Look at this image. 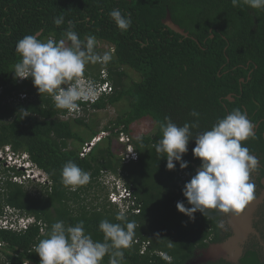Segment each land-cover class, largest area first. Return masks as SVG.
Returning a JSON list of instances; mask_svg holds the SVG:
<instances>
[{"label":"trees","instance_id":"trees-1","mask_svg":"<svg viewBox=\"0 0 264 264\" xmlns=\"http://www.w3.org/2000/svg\"><path fill=\"white\" fill-rule=\"evenodd\" d=\"M113 9L131 16L127 31L121 32L110 17ZM168 12L188 37L163 24ZM60 16L64 23L56 26L53 21ZM69 21L80 39L94 36L97 44L106 42L115 51L106 67L107 78L100 64L97 74L89 69L84 73L95 83L110 80L111 90L101 92L93 104L78 102L83 114L121 107L122 115L102 131L56 109L31 78H14V66L21 59L16 53L18 40L39 33L43 41L49 37L58 41L65 38ZM129 70L141 79L128 80ZM241 78L248 82L244 91L257 82L264 88V9L233 6L232 0H0V151L10 149L19 158L26 154L48 177L46 183L26 186V173L0 160V217L14 210L36 220L20 232L0 226V264H40L34 245L61 220L72 226L83 221L86 233L103 242L99 223L104 219L120 223L115 219L119 204L110 202L107 187L100 189L104 195L96 191L111 176L133 194L134 205L126 215L136 227L130 247L123 250L124 264H191L211 243L227 239L229 234L219 226L221 214L209 211L207 219L197 212L192 220L176 205L182 201L191 207L182 189L201 165L192 151L195 136L235 110L222 97L237 92ZM193 110L199 118L190 115ZM165 117L178 126L198 119L183 156L189 164L186 169L175 162V170H168L166 157L155 150ZM145 119L153 121V132L132 137V125ZM80 125L84 129L76 130ZM105 132L107 136L94 141ZM121 133L130 137L136 159L119 154ZM86 147L89 151L84 153ZM69 161L91 177L76 191L61 182V170ZM91 193L97 194L91 199ZM261 259L251 251L241 264H264ZM102 264H108L107 255Z\"/></svg>","mask_w":264,"mask_h":264},{"label":"clouds","instance_id":"clouds-1","mask_svg":"<svg viewBox=\"0 0 264 264\" xmlns=\"http://www.w3.org/2000/svg\"><path fill=\"white\" fill-rule=\"evenodd\" d=\"M232 4L264 9V0H232ZM109 15L121 32L131 27V16H125L121 10L113 9ZM53 22L56 26L62 25L63 16L55 18ZM74 28L75 25L69 21L65 38L58 41L52 37L43 41L39 33L18 40L16 53L21 59L13 71L17 80L31 78L40 95L48 94L56 109L66 110L69 114L83 110L80 103H95L101 98V92H108L112 87L110 80L95 83L84 78L88 64L106 66L112 59V53L108 50L102 53L97 51L96 38L87 36L80 39ZM103 75L107 78L106 72L103 71ZM21 112L27 113L26 110ZM190 115L199 118L200 113L193 110ZM165 121L160 124L162 138L156 143L155 150L161 154V158L166 157L168 170H175V162H179L181 169H186L189 164L183 160V156L193 139L190 129L199 126L198 119L183 126L176 125L169 117H165ZM253 127L247 114L235 109L219 119L210 130L195 136L196 146L192 151L194 157L201 160V165L182 189L191 207H186L182 201L178 202L176 207L179 212L192 220L197 212L209 219L207 214L212 210L222 216L239 215L253 201L255 185L250 182V174L257 167L258 159L250 154L249 148L243 146V142L253 135ZM124 136L127 135L121 133L119 140ZM103 137L100 135L97 139ZM129 150L134 154L132 147ZM24 155L21 158L31 163L28 156L24 158ZM90 179L88 172L71 161L61 170V182L70 191L88 184ZM113 190L120 193L117 182ZM115 219L120 223H112L107 219L99 223V229L104 234L103 242L94 241L91 234L86 233L83 221L75 226L57 221L51 225L48 237L34 245V252L40 257V264H102L106 255L108 264H124L123 250L131 245L136 223L129 221L123 210L117 211ZM3 222L7 224L2 225ZM35 222V218L14 210L0 217L1 227L17 232L27 230ZM219 226L223 228L225 225L221 222Z\"/></svg>","mask_w":264,"mask_h":264},{"label":"flooded vegetation","instance_id":"flooded-vegetation-1","mask_svg":"<svg viewBox=\"0 0 264 264\" xmlns=\"http://www.w3.org/2000/svg\"><path fill=\"white\" fill-rule=\"evenodd\" d=\"M249 64L250 63H248V65ZM245 68L248 67L246 66ZM250 75L251 72L248 74V82L251 80ZM247 81L246 79L241 78V86L239 90L237 92L227 94L222 98L231 103L230 109H240L242 112H245L248 119L254 126L253 135L250 136L247 141L243 142V146L249 148L250 154L254 155L258 159L257 167L250 174V182L255 185V198L253 200H257L264 198V88L261 82H257L254 84L253 88H251L253 86L252 84L250 87L251 89L244 91L243 85L248 83ZM245 92H249L250 95H246ZM259 92H261V94H259ZM230 109H228V111H230ZM221 222L225 225L222 228L223 232L229 234L228 238L231 237L233 235V231L229 225V216H223L220 220V223ZM253 226L258 234L249 236V239L243 246V256L237 264H241L242 259L251 251L257 253L259 257L262 258L261 261H264V200L263 203L257 207L254 213ZM222 261L231 263L226 260H216L214 262L220 263Z\"/></svg>","mask_w":264,"mask_h":264},{"label":"rangeland","instance_id":"rangeland-1","mask_svg":"<svg viewBox=\"0 0 264 264\" xmlns=\"http://www.w3.org/2000/svg\"><path fill=\"white\" fill-rule=\"evenodd\" d=\"M97 47V51L99 52H104L106 50L111 51L112 56L114 54V48L111 47L110 44H107L106 42H98V44L96 45ZM106 66H103V70L102 72H106ZM86 69H89V73H98V64H88L86 66ZM101 72V75H102ZM130 74V77L128 78V80L134 79V80H140L141 76L138 73H135L132 70L128 71ZM106 76V75H104ZM90 80H94L93 78H91ZM23 99H27L25 95L22 96ZM119 106V105H118ZM122 115L121 113V107H114V106H110L108 107L106 110H101V111H90L88 113H84L83 112H78V113H70V118L71 119H75V118H83L85 120L86 123H91L93 125V127L97 130L102 131L107 125H109L110 122L115 121L118 117H120ZM69 119L68 117H63V120H67ZM133 128V132L131 134L132 137L138 138L141 135H147L150 134L151 132H153L154 130V123L151 119H145L142 120L141 122H137L135 124L132 125ZM84 129V126L80 125L76 128V130L82 131ZM108 133H102L101 136H107ZM129 138L127 136H124L123 138H120V140L118 141V144L116 145L117 149H119V147H121V149L119 150V154L125 156L126 159L129 158H134L136 159V157H132L135 154H133L132 150H129L130 147L129 146ZM98 139H95L94 141H97ZM132 140V139H131ZM93 143H91L90 145H92ZM87 148V147H86ZM89 151V149H86L85 152ZM131 152V153H129ZM129 154V155H128ZM27 156L24 155V158H26ZM0 160L2 162H4L5 166L8 167H13L16 166L17 168H21L23 170V172L26 173L25 178L28 179L27 181L24 180V182H27V185H33V183L36 184H40V183H46L47 182V175L42 172L41 170H38L37 168H35L33 166L32 163L27 162L26 164L23 162H26V160H24L23 158H18V156H14L13 153H11L10 151H8L7 153L0 151ZM6 160V161H4ZM16 181L21 182L22 180L20 179H16ZM118 183L119 187L121 188L124 183L121 181H119L115 176H111L108 180L105 181V184H102L99 188H97L99 191V195H104V192L100 191V189H103V187H107L106 191L109 192V197L111 195V193L113 192V186L115 185V183ZM32 191L34 189H31ZM106 193V192H105ZM97 194V193H96ZM91 193V199L96 195Z\"/></svg>","mask_w":264,"mask_h":264},{"label":"water","instance_id":"water-1","mask_svg":"<svg viewBox=\"0 0 264 264\" xmlns=\"http://www.w3.org/2000/svg\"><path fill=\"white\" fill-rule=\"evenodd\" d=\"M163 24L182 36L188 37L190 35L173 21L170 12L163 19ZM263 200L264 198L253 200L249 202L246 209L239 215H230L229 225L232 228L233 235L225 241L210 244L191 264H206L207 262L216 260H226L235 264L239 263L243 256V246L249 239V236L258 234L253 226V217L257 207L263 203Z\"/></svg>","mask_w":264,"mask_h":264},{"label":"built area","instance_id":"built-area-1","mask_svg":"<svg viewBox=\"0 0 264 264\" xmlns=\"http://www.w3.org/2000/svg\"><path fill=\"white\" fill-rule=\"evenodd\" d=\"M129 155V154H128ZM134 157V156H132ZM120 193L117 194L114 191L111 193L109 200L113 204H119L120 210H123L125 213L128 211V209L134 205V203L130 202V199L133 198V194L131 190L126 188L124 185L120 188ZM126 200H129L126 202ZM2 225H6V222L1 223ZM0 224V226H1Z\"/></svg>","mask_w":264,"mask_h":264}]
</instances>
